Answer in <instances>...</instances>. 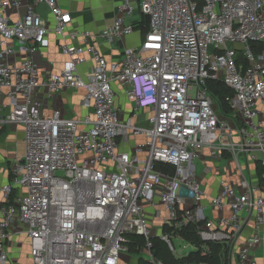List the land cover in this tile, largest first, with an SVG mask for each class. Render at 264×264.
Instances as JSON below:
<instances>
[{
	"label": "built area",
	"instance_id": "obj_1",
	"mask_svg": "<svg viewBox=\"0 0 264 264\" xmlns=\"http://www.w3.org/2000/svg\"><path fill=\"white\" fill-rule=\"evenodd\" d=\"M41 3L53 25L37 12ZM72 21L60 0H0V95L8 99L0 127L18 123L25 133V153L0 188V264H9L14 235H27L32 264H122L134 235L145 238L142 257L166 264L153 238L182 258L189 253L177 254L173 241L200 222L198 235L222 245L224 264L228 251L237 264H259L253 252L264 249V181L244 177L237 188L222 180L209 195L196 160L209 148L230 155L241 174L245 153L264 167V0H120L103 29ZM135 31L140 45L130 46ZM51 32L65 59L42 79L35 53ZM115 43L123 44L121 56L109 58L101 44ZM239 50L246 66L238 64ZM209 79L233 89V116L219 111ZM65 89H83L90 111L45 115L40 90L52 97ZM159 207L157 235L148 208ZM208 207L230 214L208 218ZM249 220L255 231L239 246Z\"/></svg>",
	"mask_w": 264,
	"mask_h": 264
},
{
	"label": "crops",
	"instance_id": "obj_2",
	"mask_svg": "<svg viewBox=\"0 0 264 264\" xmlns=\"http://www.w3.org/2000/svg\"><path fill=\"white\" fill-rule=\"evenodd\" d=\"M120 0H60L61 6L72 15V26L97 31L111 25L118 11ZM25 7H22V11ZM14 18L18 17V12L10 11ZM39 12L51 25L54 24V17L50 9L44 3L37 7ZM130 36L126 43L130 45ZM132 46V45H130ZM102 49L109 58H119L121 56L123 44L112 45L101 44ZM35 59L41 70V78L45 79L47 74L58 70L65 59V55L60 48V42L54 32L50 33V44L41 47L35 53ZM86 66L82 67L85 70ZM7 88L4 89L7 92ZM85 91L83 89H65L56 95L49 97L45 90H40L39 97L43 103V113L50 115L54 110H59L65 117H79L90 111L82 103ZM8 103L6 93L0 95V105ZM258 106L264 114V102H259ZM9 108H5L7 112ZM25 153V133L22 124L10 123L0 127V188L10 180V167L14 159L21 158ZM243 173L237 171L235 162L230 155L216 157L209 148H206L201 157L196 160V169L203 188L209 195H215L220 189L222 180L229 182L239 188L242 179L245 177L251 182L261 183L257 174V161L253 160L250 153L241 156ZM151 223L155 232L158 233L163 227L164 212L162 207L157 211L148 208ZM221 213L230 214V209L226 207L224 211H218L212 207L207 209V217L217 219ZM254 221L249 220L237 244L242 246L246 240L254 233ZM264 236V228L261 231ZM9 264H32L30 254L29 239L27 235H14L8 244ZM259 264H264L263 246H258L254 252ZM137 259L132 260L128 255H123L122 264H138ZM228 264H237L236 252L228 251Z\"/></svg>",
	"mask_w": 264,
	"mask_h": 264
},
{
	"label": "trees",
	"instance_id": "obj_3",
	"mask_svg": "<svg viewBox=\"0 0 264 264\" xmlns=\"http://www.w3.org/2000/svg\"><path fill=\"white\" fill-rule=\"evenodd\" d=\"M148 22L146 18H144L143 22L144 24L141 25V27L137 28L140 29L143 32L146 31L145 24ZM256 52H260L263 49L262 44H254L253 45ZM240 53L238 55V64H242L246 66L248 64L247 60L244 58V56L241 53V50H239ZM207 87L211 94L215 97L216 101L218 102L219 111L223 115L227 116H233L234 111L232 109V106L230 104L231 99L234 96V91L231 87L223 83L222 81L215 80V79H209L207 82ZM263 173H264V167L262 166L260 161H257V174L259 177V180L263 182ZM200 222L199 224H201ZM190 223L187 227L182 229L180 231V234L184 237L185 240L191 242L197 247H200L198 250H192L189 252L188 255L182 257V258H176L172 250L170 249L169 245L159 237H154V253L162 259L166 264H224L222 260V250L223 247L219 243L214 242H204L200 236L197 233V225ZM165 231H172V228L166 226ZM133 239V243L130 244V251L133 254L138 255V264H150L148 260H146L144 257L141 256V252L138 248L142 244L145 243V238L143 236H130ZM206 244L208 247V250L206 253L203 252L201 249V246Z\"/></svg>",
	"mask_w": 264,
	"mask_h": 264
},
{
	"label": "rangeland",
	"instance_id": "obj_4",
	"mask_svg": "<svg viewBox=\"0 0 264 264\" xmlns=\"http://www.w3.org/2000/svg\"><path fill=\"white\" fill-rule=\"evenodd\" d=\"M140 35H141L140 31H135L133 34H131L129 38L130 45L132 46L140 45V40H141ZM211 51H212V48H211ZM173 242H174V245L176 246V253L179 255H186L190 251L195 250V246L191 242H188L184 239L176 238L174 239ZM125 255L130 256L132 260L137 259L136 254H133L132 252H127L125 253ZM144 256H146V254Z\"/></svg>",
	"mask_w": 264,
	"mask_h": 264
}]
</instances>
